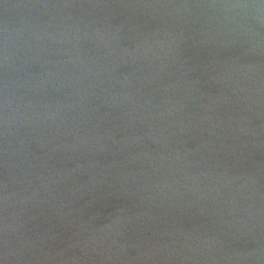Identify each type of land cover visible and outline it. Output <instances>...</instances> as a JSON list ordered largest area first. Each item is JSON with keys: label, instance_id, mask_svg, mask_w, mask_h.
Segmentation results:
<instances>
[{"label": "water", "instance_id": "obj_1", "mask_svg": "<svg viewBox=\"0 0 264 264\" xmlns=\"http://www.w3.org/2000/svg\"><path fill=\"white\" fill-rule=\"evenodd\" d=\"M0 264H264V0H0Z\"/></svg>", "mask_w": 264, "mask_h": 264}]
</instances>
